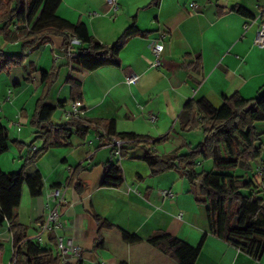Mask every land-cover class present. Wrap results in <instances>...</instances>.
Listing matches in <instances>:
<instances>
[{
    "label": "crops",
    "instance_id": "1",
    "mask_svg": "<svg viewBox=\"0 0 264 264\" xmlns=\"http://www.w3.org/2000/svg\"><path fill=\"white\" fill-rule=\"evenodd\" d=\"M117 4V11H113L105 0H61L57 14L71 23L84 22L106 45L135 25L140 33L127 38L118 65L92 71L72 68L69 54L81 46L79 41L66 52L62 35H48L46 42L28 52L26 68L17 66L7 72L15 88H8L15 93L12 104L32 92L53 105L64 101L61 109H65L72 103L68 77L79 80L85 112L82 120L98 128V132L90 128L85 136L73 134L67 146L46 151V166L39 162L28 168V172L42 174V194L31 197L23 188L16 220L26 225L28 236L35 240L48 210L58 206L63 224L59 232L82 249L80 261L66 264H177L146 242L157 231L194 246L203 239L196 264H264V254L255 259L209 232L204 205L196 201L197 192L178 171L151 173L143 159L148 145L135 146L125 156L116 155L113 138L105 136L100 126L112 119L116 132H133L150 139L167 135L164 144L152 146L160 156L169 155L182 144L193 146L202 141V131L187 132L198 139L193 144L182 130H175L176 125L180 129L177 117L188 100L205 97L219 106L224 96L238 93L249 99L264 92V49L253 42L258 21L264 20V0H117ZM158 38L162 64L155 68L149 45ZM41 70L50 73L47 81L42 80ZM132 73L139 79L128 84L125 78ZM33 96L16 113L12 129H17L16 123L20 127L27 123V105H33ZM148 114L156 117L154 123ZM255 125L258 128L261 124ZM169 142L172 146L165 149ZM116 161L123 182L118 187L102 186L105 163ZM77 166V176L69 180ZM0 167L10 172L6 169L12 165L0 158ZM64 183V200L58 203L54 190ZM160 189H170L175 196L163 198ZM180 212L182 218L178 219ZM96 216L112 227L100 228ZM121 230L141 241L124 242ZM56 234L41 233L40 245L53 255ZM0 247V264H13L12 235L6 221L0 226Z\"/></svg>",
    "mask_w": 264,
    "mask_h": 264
},
{
    "label": "trees",
    "instance_id": "2",
    "mask_svg": "<svg viewBox=\"0 0 264 264\" xmlns=\"http://www.w3.org/2000/svg\"><path fill=\"white\" fill-rule=\"evenodd\" d=\"M60 4L61 0H0V35L10 41L22 40L20 52L6 53L0 49V72H8L17 66L26 68L27 53L46 42L48 35H62L66 52L70 51L72 38L79 41L81 46L69 58L72 68L92 71L105 65H118L119 53L127 38L140 33L132 24L112 45L102 44L84 22L71 23L60 17L57 14ZM40 72L42 80L47 81L50 73ZM68 81L72 102L81 101L80 81L71 76ZM64 104V101L50 104L44 96L37 98L31 124L35 127V139L41 140V146H29V153L18 171L5 172L0 167V226L5 221L8 223L12 235L13 264H60L58 256L28 236L26 225L16 220V210L24 187L31 197L42 194V174L38 170L28 172L29 165L49 149L67 146L73 134L85 136L90 128L98 132L96 126L75 117L62 124L54 123L53 113ZM177 120L182 131L201 128L203 139L193 146L186 144L185 153L180 152L185 146L182 144L164 156L157 155L152 146L165 141L167 135L150 139L133 132H116L112 119L101 125L99 122L95 124L100 125L104 135L113 138L111 140L122 141L119 156H125L128 150L140 144L148 145L143 159L153 175L176 170L195 188L199 196L196 201L206 209L209 232L251 257L261 259L264 254V173L258 176L255 172L253 178H245L243 174H236V170H250V163L260 160L264 152L262 132H258L255 125L264 121V92L249 99L238 93L224 96L219 106L205 97L190 99ZM8 148V128L0 120V154ZM199 156L212 160L211 170L196 171ZM78 168L72 171L69 180L77 176ZM122 182L123 173L118 161L105 163L102 186L118 187ZM229 206H233L232 212L228 210ZM96 219L100 228L112 227L106 219L99 216ZM121 231L126 243L141 241L135 234ZM146 242L177 264H196L203 239L194 246L171 233L157 231L149 235ZM1 250L0 247V255Z\"/></svg>",
    "mask_w": 264,
    "mask_h": 264
},
{
    "label": "rangeland",
    "instance_id": "3",
    "mask_svg": "<svg viewBox=\"0 0 264 264\" xmlns=\"http://www.w3.org/2000/svg\"><path fill=\"white\" fill-rule=\"evenodd\" d=\"M0 49L6 53L20 52L22 51V40L17 39L15 41H10V40L4 39L2 35H0ZM8 88H10L13 91L15 89L12 83L11 73L8 74L7 72L2 71L0 72V120L6 127H8L9 148L6 152L0 154L1 156L0 158L4 159L5 163L12 165L11 169H6V171L11 172V171H18L21 168V166L24 164L25 157L29 153V146L33 144V146L37 148L41 146V140L39 138L35 139V127L31 124V119H32V115H33L34 107H35L34 103L37 100L36 99L37 97L33 96L32 92L30 93L26 92L21 96V98L17 102L12 104L14 97H15V93L11 91V93L8 94ZM8 95L10 96L9 99H7ZM32 96L33 98L31 99V103H33V105L31 107L27 105V108L29 110L27 123L22 125L19 131L17 129H12L11 124L13 120L14 121L16 120V113L19 111V109L23 108V106L26 103V100L27 99L30 100ZM4 104L6 106L3 108L2 106ZM70 109H71V103L67 104L65 109L57 108L52 115V121L57 124H62V123L67 122L69 118L64 112V110L69 111ZM257 123L261 124L257 128V130L258 132H262L260 136L262 137L263 142H264V121H259ZM175 130L181 131L177 125L175 126ZM193 131L200 132L202 130L201 128H196V129H193L192 131H182V133L188 138L189 141L192 140L193 144H195L196 142H198L197 141L198 139H195V136L190 137V135H186L188 134L187 132H193ZM88 134L92 135L90 132ZM164 143L165 141L161 142L160 144H157V146L162 145ZM165 145L168 146L165 148L167 149V148H170V146H172V143L169 142V143H166ZM182 149L184 150L182 152H186L187 150L186 144L184 147H182ZM45 153L46 152L40 155L38 160L34 163L35 165H38L40 162L42 166H46V160L43 157ZM262 159H264V152L262 153L261 159L257 161L258 163L257 162L250 163V167H251L250 170L244 171L241 169H237L236 174H243L245 178H253V174H255V168H256L255 166L264 165V162H261ZM31 166L32 165H29L27 167V170L28 168H31ZM212 167H213V162L210 158H204L203 156L197 157L196 166H195V169L197 172L209 171L212 169ZM184 180H185V183L189 185L188 180L186 179ZM24 188L26 189V187ZM195 191L196 190H194V192ZM228 210L232 212L233 206H229Z\"/></svg>",
    "mask_w": 264,
    "mask_h": 264
},
{
    "label": "built area",
    "instance_id": "4",
    "mask_svg": "<svg viewBox=\"0 0 264 264\" xmlns=\"http://www.w3.org/2000/svg\"><path fill=\"white\" fill-rule=\"evenodd\" d=\"M106 3L112 8L113 11H117L118 9V4L117 0H105ZM193 6L197 7L196 4H193ZM245 28L247 25L244 26ZM161 35L160 37H162ZM161 38H158L154 41H151L150 43V49L151 53L153 56V60L151 63V66L157 68L162 64V43L160 42ZM77 41L76 38L71 39V44L73 42ZM254 44L260 48L264 49V20L261 19L258 21L257 24V29L255 31L254 39H253ZM70 58L74 56L73 52H70L69 54ZM139 79V76L137 74H130L127 75L125 78L126 83L131 84L137 82ZM11 93V90H8V94ZM9 98V95L7 96V99ZM66 115L68 118H79L83 119L84 117V107L82 104V101L80 100H75L71 103V109L69 111H65ZM148 120L151 123H154L156 120V117L153 114H148ZM16 127L18 130H20V123H16ZM121 140L119 139H114L113 141V146L114 152L116 155L120 154V144ZM34 148V146H33ZM255 172L262 176L264 173V165L256 166ZM66 189V185L62 184L60 189H55L54 190V198L57 199L58 203L62 202L64 200L63 198V191ZM159 194L165 198H173L175 196L174 191L170 189H160ZM47 206V203H46ZM178 219L182 218V213H178L177 215ZM63 228L62 220H61V214L59 212L58 206L49 209L44 220L41 222L40 225V231L39 233L35 236V241L38 243H41L42 238H41V233L42 232H57L55 236V254L58 256L60 260V264H66L67 262L70 261H76V260H81L82 258V249L80 246H78L74 240L70 237H64L59 231ZM101 264H104L101 262Z\"/></svg>",
    "mask_w": 264,
    "mask_h": 264
}]
</instances>
